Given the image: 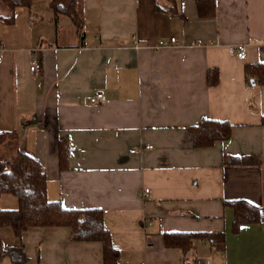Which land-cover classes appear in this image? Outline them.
I'll list each match as a JSON object with an SVG mask.
<instances>
[{"label": "crops", "instance_id": "0c3cea01", "mask_svg": "<svg viewBox=\"0 0 264 264\" xmlns=\"http://www.w3.org/2000/svg\"><path fill=\"white\" fill-rule=\"evenodd\" d=\"M175 4L183 17L166 12L168 0H79L84 39L70 20H53L51 0L0 22V131L18 135L0 159L23 150L45 167L50 200L102 210L117 264H264V85L245 73L264 63V0H216L206 19L195 0ZM171 37L178 45L157 49ZM239 44L245 60L233 51ZM97 93L106 101L91 103ZM202 119L228 121L231 138L194 147L187 127ZM62 140L71 149L65 171ZM227 156L262 166L226 165ZM235 201L257 206L261 221L234 232ZM1 207L18 201L3 197ZM9 229H0V247L22 243L26 264H104L103 243L72 241L67 227L32 228L21 241ZM167 233L223 235L185 255L166 247Z\"/></svg>", "mask_w": 264, "mask_h": 264}, {"label": "trees", "instance_id": "16d2710c", "mask_svg": "<svg viewBox=\"0 0 264 264\" xmlns=\"http://www.w3.org/2000/svg\"><path fill=\"white\" fill-rule=\"evenodd\" d=\"M37 0H0V22L13 25L16 22L18 8L31 9ZM171 5L166 12L171 15L179 13L175 0H168ZM200 18H214L217 13L216 0H195ZM79 0H51L54 21L66 18L75 26L81 39L85 38L84 19L79 10ZM159 10H163L157 5ZM38 20L31 16V21ZM247 83L252 81L264 85V63L246 65ZM208 84L219 83V71L211 69L207 73ZM264 124V123H263ZM233 125L228 121L202 119L192 127H187L193 137L196 148L213 146L216 142L227 141L232 136ZM18 135L13 131H0V148L10 141H17ZM71 149L66 140L60 142L59 166L61 171L69 169ZM226 165L251 164L262 166V160L256 156H227ZM47 175L45 167L31 154L18 149L11 156L0 159V229L11 228L15 236L22 240L25 232L38 227H67L70 237L75 242L99 241L104 246V264H117L119 251L115 249L112 235L105 227L104 212L100 209H65L60 201L50 200L47 194ZM6 195L16 197L18 207L5 209L1 199ZM235 211L234 232L238 233L245 224L260 222V209L247 201H235L231 205ZM222 233H167L164 243L168 248H179L188 254L199 239L219 238ZM9 258L15 264L28 261L25 247L21 243L10 250L0 247V262ZM185 264V263H183Z\"/></svg>", "mask_w": 264, "mask_h": 264}, {"label": "built area", "instance_id": "2783aa9c", "mask_svg": "<svg viewBox=\"0 0 264 264\" xmlns=\"http://www.w3.org/2000/svg\"><path fill=\"white\" fill-rule=\"evenodd\" d=\"M135 44H137V41H135ZM178 45V41L175 37H171L169 39V41H164L161 40L158 45H157V49H160L162 47L165 46H175ZM233 51L235 52V54L237 55V57L241 60H245L246 59V55H247V50H246V46L244 44H239L236 45L233 48ZM3 62V58L1 55V45H0V64ZM41 70V63L39 62V60L37 59H33L31 62V66H30V71L33 73H37ZM106 101V98L104 96L103 93H97L94 97L91 98V103L93 104H97V103H103ZM150 147L147 146L146 149H149ZM137 150L134 149L131 151V153H135ZM146 193H149V190L146 189ZM141 264H148L147 262H142Z\"/></svg>", "mask_w": 264, "mask_h": 264}, {"label": "rangeland", "instance_id": "374dc122", "mask_svg": "<svg viewBox=\"0 0 264 264\" xmlns=\"http://www.w3.org/2000/svg\"><path fill=\"white\" fill-rule=\"evenodd\" d=\"M9 143H12V141H10ZM8 143V144H9ZM4 197H11V198H13V199H16L14 196H12V195H6V196H4ZM2 204L4 205V206H7V205H5L3 202H2ZM4 230H10L9 228H3Z\"/></svg>", "mask_w": 264, "mask_h": 264}, {"label": "water", "instance_id": "95a60500", "mask_svg": "<svg viewBox=\"0 0 264 264\" xmlns=\"http://www.w3.org/2000/svg\"><path fill=\"white\" fill-rule=\"evenodd\" d=\"M252 84H253V85H255V82H254V81H252Z\"/></svg>", "mask_w": 264, "mask_h": 264}]
</instances>
